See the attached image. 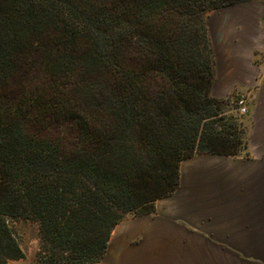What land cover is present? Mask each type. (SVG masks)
Masks as SVG:
<instances>
[{
	"label": "trees",
	"instance_id": "1",
	"mask_svg": "<svg viewBox=\"0 0 264 264\" xmlns=\"http://www.w3.org/2000/svg\"><path fill=\"white\" fill-rule=\"evenodd\" d=\"M249 1L0 0V264L25 258L11 219L38 225L37 264H98L183 161L239 155L207 18Z\"/></svg>",
	"mask_w": 264,
	"mask_h": 264
},
{
	"label": "crops",
	"instance_id": "2",
	"mask_svg": "<svg viewBox=\"0 0 264 264\" xmlns=\"http://www.w3.org/2000/svg\"><path fill=\"white\" fill-rule=\"evenodd\" d=\"M209 28L214 94L254 95L247 155L183 161L179 188L118 224L98 264H264V0L218 10Z\"/></svg>",
	"mask_w": 264,
	"mask_h": 264
},
{
	"label": "rangeland",
	"instance_id": "3",
	"mask_svg": "<svg viewBox=\"0 0 264 264\" xmlns=\"http://www.w3.org/2000/svg\"><path fill=\"white\" fill-rule=\"evenodd\" d=\"M216 12L218 11H215L208 15V26L212 15ZM159 26L161 27V24H159ZM168 27H170V25H168ZM168 29L171 31L173 28ZM134 56L135 62H133V64L135 63L139 66L142 65V62L144 60V56L142 55V53L138 51L135 53ZM213 96L219 101L221 116L225 118L220 124H226V126H236V131L241 134L242 139V146L240 148L239 155H247L248 129L246 126V120L250 115L249 107L252 104L254 95H252L250 92H244L239 89H236L230 94H227L225 97H218L214 94L213 90ZM240 99L245 100V105L247 107V113L244 115L240 114L239 106L237 105V102ZM63 130L65 131L67 129L64 128ZM182 164L183 163H181V166ZM10 224L13 231L15 232V236L21 248L25 252V258L21 260H11L7 264H37L36 255L40 248V235L38 225L32 221H27L23 219H11Z\"/></svg>",
	"mask_w": 264,
	"mask_h": 264
},
{
	"label": "built area",
	"instance_id": "4",
	"mask_svg": "<svg viewBox=\"0 0 264 264\" xmlns=\"http://www.w3.org/2000/svg\"><path fill=\"white\" fill-rule=\"evenodd\" d=\"M237 105L239 106V112L241 115H244L247 113V107L245 105V100L244 99H240L238 102H237Z\"/></svg>",
	"mask_w": 264,
	"mask_h": 264
}]
</instances>
